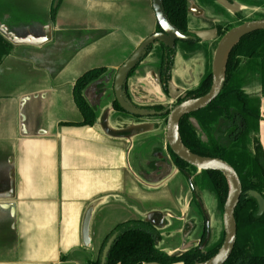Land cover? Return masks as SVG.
Masks as SVG:
<instances>
[{"label": "crops", "instance_id": "0c3cea01", "mask_svg": "<svg viewBox=\"0 0 264 264\" xmlns=\"http://www.w3.org/2000/svg\"><path fill=\"white\" fill-rule=\"evenodd\" d=\"M153 23L151 0H0V33L14 45L0 62V154H16L0 158V264H78L67 255L166 197L145 189L144 149L132 155L151 125L117 130L122 116L103 96ZM96 67L107 72L84 95L105 104L94 126L79 125L74 85ZM258 129L264 149V115Z\"/></svg>", "mask_w": 264, "mask_h": 264}, {"label": "trees", "instance_id": "16d2710c", "mask_svg": "<svg viewBox=\"0 0 264 264\" xmlns=\"http://www.w3.org/2000/svg\"><path fill=\"white\" fill-rule=\"evenodd\" d=\"M216 1L202 0V5L210 4L216 8ZM163 9L169 21L182 34L191 36L192 27L199 29L198 25L191 23L188 0H163ZM251 19H264V12L246 15L237 11L232 16L227 15L215 21L212 27L217 31V39L213 50L219 38L230 28ZM186 42L196 44L198 38ZM156 43L160 47L159 80L164 94L169 96L176 48H170L160 41ZM152 47L153 45L148 47L146 52ZM13 50L14 45L0 33V62L4 55ZM244 67L253 70L258 76L261 96H264V30L254 31L240 39L229 54L222 91L206 107L183 116L178 126L181 141L190 151L200 156L227 161L241 180L243 192L235 209L236 243L224 264H264V212L258 214L257 200L248 194V191L254 190L264 198V149L258 129L262 119L259 109L261 97L251 96L243 88L241 72ZM210 71L211 66L202 80L178 96L173 104L206 94L211 85ZM106 72V67L92 68L76 80L74 99L83 117L77 124L94 126L97 123V114L86 99L84 90ZM126 95L130 99L127 92ZM133 104L155 112L146 116L128 114L135 118L166 117L169 113L167 106L162 103ZM112 105L115 110L127 114L115 99ZM166 149L174 166L191 179L197 196L204 191L215 194L221 223L223 205L229 193L224 174L216 170L200 171L177 157L168 145ZM114 231H118V235L112 243L105 264H194L214 256L224 239L221 223L219 235L208 243L168 254L158 246L162 239L161 232L148 220L123 221L114 226L112 232Z\"/></svg>", "mask_w": 264, "mask_h": 264}, {"label": "rangeland", "instance_id": "374dc122", "mask_svg": "<svg viewBox=\"0 0 264 264\" xmlns=\"http://www.w3.org/2000/svg\"><path fill=\"white\" fill-rule=\"evenodd\" d=\"M216 3L218 6L215 8L210 4H205L203 6L202 0L188 1L191 23L198 25L200 29L194 30V33H196L201 40H209L206 42H199V44L193 46L178 40L176 44V59L172 71L173 88L170 90V95L167 96L164 94L158 80L157 67L159 64L158 55L160 53V47L155 45L150 54L143 59L140 65L134 70V75H131L132 77H130L131 79L126 88L128 95L130 96V101L139 105L162 103L170 109L171 106L174 105L173 103L176 98L182 95L186 90L196 86L205 74L203 68L205 51L208 53V60L211 61L214 52L213 45L216 40V30L212 29L211 25L227 15L232 16L233 13L237 11H242L246 15L264 12V0H217ZM141 30L144 32L143 38H145L156 30V24L153 23L152 25H146L141 27ZM133 51L134 49H131L129 55H131ZM112 79H114V75H112ZM250 83L245 84V86H252V90H255V84L257 83L256 80H253V82ZM104 90L105 93L103 96L107 97L108 101L109 99L112 100L114 98L113 88L111 87L110 89L109 86V88ZM101 92H103V90L98 91L97 94ZM104 104H100V102L97 105L95 104V112L97 113L101 110ZM103 112L106 114L107 111L105 110ZM98 113H100V111ZM120 115L123 118L121 117L115 121V123H117V126H115L117 130L126 129L136 123H144L146 125L150 124L151 131L155 132L153 138H149L148 141L145 139L143 140L145 142L142 143H137L132 155L135 156L137 153L141 154L143 151L142 149H144V158L142 162L145 169L143 180L145 189L159 190L160 194L166 193V197L164 195L160 200H157L156 198H146L144 199V203L139 202L138 208H134L135 210L137 209L136 213L138 216L141 218L150 217L154 222H157V220H155V214H157V212L154 211L161 209V218L163 219L164 217V219L163 224L161 226L158 225L163 234V238L158 244L159 248L166 252H173L174 250L175 252H182L201 238L200 236L204 228L206 235L205 241L212 240L216 235H219L218 232L221 229V225L217 217L216 212L218 209L214 197L205 194L202 196L201 200H194L191 207L187 206L190 201L189 186L187 185L185 177L180 175L177 171L166 149V117L135 118L122 112H120ZM3 144L6 145L7 149L9 148V150H11L12 148L10 145L15 143L9 139L8 141L3 142ZM3 156L5 161H10L11 159H9V156L14 158L16 157V154L13 153V151H8V153L0 154V158ZM151 165L159 169L158 172L154 169V177L156 174L158 175L153 181L148 180L151 177L150 175H153L149 174L150 170H153L151 169ZM127 204L130 205L129 202H127ZM185 206H187V208ZM169 212L174 216L183 214V222L179 223L172 220L174 219V216L172 218L168 217L167 213ZM118 217L113 214L110 218L114 220ZM108 233L105 234V237ZM105 237L95 248L94 241L90 240L88 245H83L78 251L67 255L66 261L75 258L78 264H85L83 259L90 258V256L92 259L95 258L98 256L100 248L104 247L103 243Z\"/></svg>", "mask_w": 264, "mask_h": 264}, {"label": "water", "instance_id": "95a60500", "mask_svg": "<svg viewBox=\"0 0 264 264\" xmlns=\"http://www.w3.org/2000/svg\"><path fill=\"white\" fill-rule=\"evenodd\" d=\"M151 6L161 31L144 38L133 53L120 65L114 76L113 91L115 100L129 115L146 116L155 113L154 111H147L134 105L127 97L125 91L129 74L145 56L148 47L158 41L163 42L168 47H173L177 40L186 39V36L167 18L163 9V0H151ZM258 30H264V19L245 21L228 30L219 40L214 51L211 68V85L208 92L198 98L184 100L173 105L167 115L165 139L171 151L177 157L198 169L220 171L226 177L229 185L228 197L223 208L224 239L221 247L211 258L194 264H224L230 257L236 242L237 227L235 222V209L242 194V184L238 173L227 161L200 156L190 151L183 144L179 136V122L183 116L206 107L219 95L225 84L226 64L231 50L242 37ZM249 195L257 200L258 214L261 215L264 212V198L260 193L253 190L249 191ZM88 221L89 216L85 217L84 223L86 227ZM116 236L117 232L110 237L104 247L102 261L106 259Z\"/></svg>", "mask_w": 264, "mask_h": 264}, {"label": "flooded vegetation", "instance_id": "af4514ba", "mask_svg": "<svg viewBox=\"0 0 264 264\" xmlns=\"http://www.w3.org/2000/svg\"><path fill=\"white\" fill-rule=\"evenodd\" d=\"M189 1V0H188ZM188 9H189V5H188ZM190 12V11H189ZM251 20H256V19H251ZM247 21H249V20H247ZM245 22V21H244ZM243 23V22H242ZM242 23H240V24H242ZM214 24V23H213ZM212 24V25H213ZM240 24H238V25H240ZM193 25V24H192ZM212 25H211V28L212 29H214V30H216L214 27H212ZM237 26V25H236ZM235 27V26H234ZM159 25H158V23H156V30L153 32V33H155V32H160L161 31V28H160V30H159ZM195 27H193V29L191 30V33L193 34V35H191V36H186V39L185 40H181V41H183V42H185V44H189V45H195V44H190V43H188V42H186V41H188V40H196V38H198V42L196 43V44H199V42H206V41H208V40H206V41H204V40H201V38L196 34V33H194V30H200V29H194ZM233 28V27H232ZM231 29V28H230ZM229 29V30H230ZM153 33H151V34H153ZM150 34V35H151ZM225 34V33H224ZM223 34V35H224ZM184 35V34H183ZM222 35V36H223ZM149 36V35H148ZM222 36L219 38V40L222 38ZM146 38V37H145ZM144 39V38H143ZM142 39V40H143ZM216 39H217V31H216ZM219 40H218V42H219ZM177 42H178V40L175 42V45L173 46V47H170V48H176V44H177ZM218 42H217V44H218ZM203 44H205V43H203ZM202 44V45H203ZM217 44H216V46H217ZM139 45V44H138ZM137 45V46H138ZM153 45V47L155 46V45H158L156 42L155 43H153L152 44ZM152 45H150V46H152ZM166 45V44H165ZM149 46V47H150ZM159 46V45H158ZM167 46V45H166ZM216 46H215V48H214V51H215V49H216ZM153 47H152V49H153ZM151 49V50H152ZM135 50V49H134ZM151 50L147 53L146 52V54H145V56L141 59V61L143 60V59H145L149 54H150V52H151ZM133 53V52H132ZM131 53V54H132ZM208 53L205 51V62H204V66H203V68H204V70H205V74L207 73V71L209 70V68H210V66H211V68H212V60H213V57H212V59H211V61H209L208 60ZM213 55H214V52H213ZM130 56V55H129ZM128 56V57H129ZM127 57V58H128ZM175 59H176V54H175ZM141 61L136 65V67L131 71V73L129 74V77H128V80H127V83H126V85H125V91L128 93V91H127V85H128V82L130 81V77H132L134 74H133V72H134V70L140 65V63H141ZM158 61L160 62V53H159V55H158ZM174 64H175V62H174ZM174 67V66H173ZM158 68H159V64H158V67H157V75H158V80H159V73H158ZM173 71V70H172ZM210 73H211V71H210ZM106 74V73H105ZM205 74H204V76H205ZM132 75V76H131ZM203 76V77H204ZM103 78V77H102ZM102 78H100V79H102ZM172 78H173V75H172ZM100 79H98V80H100ZM98 80H96V81H98ZM202 80V79H201ZM241 80H242V86H243V88L244 89H246L247 90V92L251 95V96H256V97H261V92H260V86H259V79H258V76L254 73V71L253 70H251V69H249V68H247V67H244V69L242 70V72H241ZM253 80H256V84H255V90H252L253 89V87L252 86H245V84H249L250 82L252 83L253 82ZM113 81H114V79H113ZM95 82V81H94ZM93 83V82H92ZM159 83H160V80H159ZM250 83V84H251ZM90 85V84H89ZM88 85V86H89ZM173 84H172V79H171V87H170V90H171V88H173V86H172ZM87 86V87H88ZM160 86H161V84H160ZM86 87V88H87ZM195 87V86H194ZM112 88H113V83H112ZM193 88V87H192ZM224 88V87H223ZM259 88V92H257V89ZM191 89V88H190ZM113 93H114V91H113ZM115 99V96H114V98L112 99V104H113V100ZM176 105V104H175ZM172 107V106H171ZM169 111H170V109H169ZM119 112V111H118ZM261 112V111H260ZM168 115V114H167ZM261 115H262V118H263V115L264 114H262L261 113ZM166 119H167V116H166ZM241 124V123H240ZM225 126V125H224ZM224 126H223V128H224ZM225 142H227V140H225ZM153 165V164H152ZM151 165V166H152ZM157 165V164H156ZM190 165V164H189ZM192 166V165H191ZM232 166V165H231ZM194 167V166H193ZM233 167V166H232ZM196 168V167H195ZM151 169H153V170H150V172H149V174H153L154 173V171L156 170L157 172L159 171V169L158 168H156V167H154V166H152V168ZM155 169V170H154ZM177 169V168H176ZM198 169V168H197ZM145 170V169H144ZM198 170H200V171H209V170H201V169H198ZM177 171L180 173V175H182L183 177H185V180H186V182H187V185L189 186V194H190V201H189V204L187 205L188 207H191V205H192V203H193V201L194 200H196V201H198L199 199L201 200L202 199V196H204L205 194H209V195H211L212 197H214V199H215V201H216V206H217V200H216V197H215V194L214 193H212L211 191H204V192H202L201 194H200V196H197V194L195 193V190H194V188H193V185H192V181H191V179L190 178H188L187 176H185V174L183 173V172H181L180 170H178L177 169ZM223 174V173H222ZM145 175V172L143 171V176ZM151 177H153L154 176V174L153 175H150ZM150 181V180H149ZM242 184V183H241ZM251 191V190H250ZM254 191V190H253ZM242 192H243V189H242ZM248 194H249V191H248ZM242 195V194H241ZM249 196H251V195H249ZM241 197V196H240ZM252 197V196H251ZM240 200V199H239ZM187 206H185L186 208H187ZM193 208V207H192ZM223 208H224V205H223ZM217 209H218V207H217ZM161 210V209H160ZM160 210H155L154 212H157V214H155V220L157 219V221H159V220H161V216H162V213H160ZM180 211H182V210H180ZM153 212V213H154ZM200 212V211H199ZM183 213V212H182ZM217 213V217H218V219H219V221H220V217H219V210L216 212ZM149 215V214H148ZM150 215H152V214H150ZM158 215H160V216H158ZM167 216L168 217H173L174 215H172V213H167ZM183 214H180L179 216L177 215V216H174L173 218L174 219H172V220H175V221H177V222H179V223H181V222H183ZM158 217V218H157ZM164 218V217H163ZM191 218V217H190ZM141 219H143V220H148V221H150L152 224H153V226L157 229V230H159L160 232H161V234H162V230H161V228H160V226H158L157 224H155V222L150 218V217H148V218H137V219H127V220H125V221H128V220H141ZM121 222H123V221H121ZM120 223V222H119ZM221 223H222V229H223V233H224V226H223V213H222V221H221ZM221 223H220V225H221ZM188 225V224H187ZM114 228V227H113ZM113 228L109 231V233H108V235L105 237V239H104V247L106 246V244H107V242H108V240L110 239V237L114 234V233H116L117 232V235H118V231H114V232H112V230H113ZM205 228L202 230L203 232H202V234H201V238L200 239H198V241L195 243V244H193V245H191L190 247H192V246H195V245H204V244H206V243H208L209 241H211V240H209V241H205L206 240V235H205ZM112 232V233H111ZM237 236V235H236ZM117 237V236H116ZM162 238H163V234H162ZM116 239V238H115ZM114 239V240H115ZM105 240H106V242H105ZM162 240V239H161ZM114 242V241H113ZM223 242V241H222ZM236 243V242H235ZM112 246V245H111ZM104 247H101L100 248V251L98 252V256H96L95 258H93L92 259V257L90 256V258H85V259H83V262L85 263V264H93V262H98V264H105V261H106V259L104 260V261H102V255H103V249H104ZM190 247H188L187 249H189ZM220 247H221V245H220ZM219 247V248H220ZM161 249V248H160ZM176 249H178V248H176ZM187 249H185V250H187ZM184 250V251H185ZM219 250V249H218ZM164 251V250H163ZM166 252V251H165ZM183 252V251H182ZM218 252V251H217ZM109 253V252H108ZM168 254H173V253H176L175 252V250L173 251V252H167ZM101 254V255H100ZM108 255V254H107ZM106 258H107V256H106ZM144 264H150V263H144ZM153 264H155V263H153ZM157 264V263H156Z\"/></svg>", "mask_w": 264, "mask_h": 264}]
</instances>
